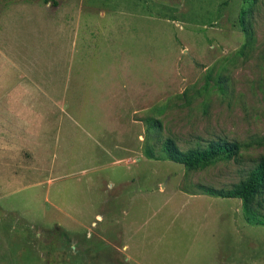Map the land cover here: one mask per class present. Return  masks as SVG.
<instances>
[{
  "label": "rangeland",
  "instance_id": "374dc122",
  "mask_svg": "<svg viewBox=\"0 0 264 264\" xmlns=\"http://www.w3.org/2000/svg\"><path fill=\"white\" fill-rule=\"evenodd\" d=\"M169 138L242 147L194 170L145 155ZM262 139L264 0H0V264H264L243 201L200 188L244 179Z\"/></svg>",
  "mask_w": 264,
  "mask_h": 264
},
{
  "label": "trees",
  "instance_id": "16d2710c",
  "mask_svg": "<svg viewBox=\"0 0 264 264\" xmlns=\"http://www.w3.org/2000/svg\"><path fill=\"white\" fill-rule=\"evenodd\" d=\"M48 1L44 0L46 3ZM244 31L249 33L247 29ZM259 144H264V139L259 140ZM241 147L242 145L239 142L219 138L218 140L210 141L206 146L183 150L173 139L169 138L162 145L163 155H156L152 148L149 147H145L144 153L147 157L171 160L184 164L187 169L194 170L217 159H232L239 154ZM200 188L211 196L241 199L247 221L255 225L264 226V215L259 213L263 203L261 195L264 194V156L247 172L244 179L234 184L230 189L204 188L202 186ZM63 232L64 239L72 235L65 230Z\"/></svg>",
  "mask_w": 264,
  "mask_h": 264
},
{
  "label": "crops",
  "instance_id": "0c3cea01",
  "mask_svg": "<svg viewBox=\"0 0 264 264\" xmlns=\"http://www.w3.org/2000/svg\"><path fill=\"white\" fill-rule=\"evenodd\" d=\"M92 23L90 22H80V23H76L75 26L72 27L73 31L71 33V41H73V44L76 43V46L79 42H81L82 44H86L88 45L89 43H91L93 41V37L95 35V31L92 27ZM118 46L120 51L122 52H126V43H127V27L126 25H124V23H118ZM108 41V39H107ZM138 61V60H137ZM146 61L148 62H152V58L149 57L146 59ZM124 65L123 67H119V69L121 71H123L124 74H126L127 72H131V68L130 66L127 64V62H130V60H126L124 61ZM138 79H141L142 77H140L139 75L136 76ZM146 78V76H144ZM124 85H128L129 87V83L126 84V82L124 83ZM130 88L132 90H137V92L135 94H146L148 93H152L153 89L152 87H148L147 82L145 80V86L143 85H139L138 88L133 89L131 86ZM24 90V89H23ZM130 152V151H128ZM132 160V159H131Z\"/></svg>",
  "mask_w": 264,
  "mask_h": 264
}]
</instances>
